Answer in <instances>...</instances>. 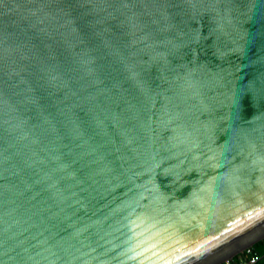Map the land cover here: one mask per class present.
Wrapping results in <instances>:
<instances>
[{"label":"water","instance_id":"water-1","mask_svg":"<svg viewBox=\"0 0 264 264\" xmlns=\"http://www.w3.org/2000/svg\"><path fill=\"white\" fill-rule=\"evenodd\" d=\"M261 240L264 0H0V264Z\"/></svg>","mask_w":264,"mask_h":264},{"label":"built area","instance_id":"built-area-1","mask_svg":"<svg viewBox=\"0 0 264 264\" xmlns=\"http://www.w3.org/2000/svg\"><path fill=\"white\" fill-rule=\"evenodd\" d=\"M262 242H264V240H262ZM262 260H264V253H260L256 250L255 246L252 245L220 264H259Z\"/></svg>","mask_w":264,"mask_h":264},{"label":"trees","instance_id":"trees-1","mask_svg":"<svg viewBox=\"0 0 264 264\" xmlns=\"http://www.w3.org/2000/svg\"><path fill=\"white\" fill-rule=\"evenodd\" d=\"M256 250H258L260 253H264V242L259 241L255 244ZM259 264H264V260H262Z\"/></svg>","mask_w":264,"mask_h":264},{"label":"clouds","instance_id":"clouds-1","mask_svg":"<svg viewBox=\"0 0 264 264\" xmlns=\"http://www.w3.org/2000/svg\"><path fill=\"white\" fill-rule=\"evenodd\" d=\"M262 241V240H261ZM255 246V245H254Z\"/></svg>","mask_w":264,"mask_h":264}]
</instances>
